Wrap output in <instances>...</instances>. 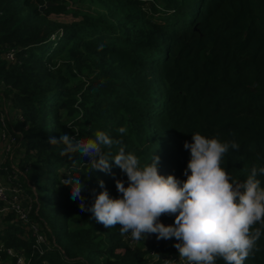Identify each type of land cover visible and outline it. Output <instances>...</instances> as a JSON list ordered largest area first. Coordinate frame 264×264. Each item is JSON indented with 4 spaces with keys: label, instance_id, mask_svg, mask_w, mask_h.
Listing matches in <instances>:
<instances>
[{
    "label": "trees",
    "instance_id": "1",
    "mask_svg": "<svg viewBox=\"0 0 264 264\" xmlns=\"http://www.w3.org/2000/svg\"><path fill=\"white\" fill-rule=\"evenodd\" d=\"M96 1L101 12H74L61 23L51 14L66 12L67 0H0V98L21 116L5 120L21 171L11 183L35 199L30 216L45 226L49 247H34L10 212L0 244L22 250L29 264H141L146 253L71 199L64 178L78 176L87 206L99 180L116 198L115 180L127 177L111 161V173L89 172L86 157L62 155V144L49 143L61 133L104 131L122 141L113 154L123 146L144 164L153 153L161 175L181 180L190 159L183 145L195 132L239 144L222 165L235 179L264 166V0ZM10 49L14 58L6 59ZM258 179L264 187V174ZM174 243L155 249L164 257ZM258 247L244 264H264V235Z\"/></svg>",
    "mask_w": 264,
    "mask_h": 264
},
{
    "label": "clouds",
    "instance_id": "2",
    "mask_svg": "<svg viewBox=\"0 0 264 264\" xmlns=\"http://www.w3.org/2000/svg\"><path fill=\"white\" fill-rule=\"evenodd\" d=\"M117 132L124 135L127 129L121 126ZM191 134V143L185 141L183 145L190 151L183 180L172 174L161 175L159 157L153 153L150 162L144 164L123 146L113 154V146L122 145V141L104 131L83 139L61 133L49 143L62 144L61 154L69 159L77 153L86 157L89 172L111 173L114 163L126 174L127 185L115 180L119 196L111 197L99 180L101 191L94 193L93 202L87 206L78 176L60 182L69 188L71 199L80 201L81 212H90L105 228L119 226L122 236L130 234L135 241H144L151 234L157 240L175 238L173 246L185 264H217L218 260L244 264L260 251L258 241L264 235V187L258 179V174H264V166L253 164L246 179H235L222 165L229 150H239V144L198 132ZM162 215H173L174 223H162Z\"/></svg>",
    "mask_w": 264,
    "mask_h": 264
},
{
    "label": "built area",
    "instance_id": "3",
    "mask_svg": "<svg viewBox=\"0 0 264 264\" xmlns=\"http://www.w3.org/2000/svg\"><path fill=\"white\" fill-rule=\"evenodd\" d=\"M6 59L14 58V49H10L4 55ZM11 111V112H10ZM12 117L20 118V113L11 108V102L0 98V169L5 170L0 173V215L3 217L7 213H12L15 219L24 223L27 230L31 233L34 240V247L42 252V247H49L45 226L39 221L32 220L30 214L35 212L33 204L35 199L26 195L24 189L19 185H12L11 179L18 180L21 174L16 161L13 159V150L15 149L17 138L10 132L6 126V119ZM127 185V179L125 181ZM34 189V188H33ZM119 196V195H118ZM34 201V202H33ZM164 224H173L174 222L160 217ZM123 239L131 247H139L145 251L144 261L141 264H185L179 260L178 251L175 248L173 254L161 257L155 249L163 239L157 240L155 234L149 235L144 241H135L131 239L130 234L123 235ZM54 243V242H53ZM30 259L25 256L22 250L12 247H5L0 244V264H29Z\"/></svg>",
    "mask_w": 264,
    "mask_h": 264
},
{
    "label": "rangeland",
    "instance_id": "4",
    "mask_svg": "<svg viewBox=\"0 0 264 264\" xmlns=\"http://www.w3.org/2000/svg\"><path fill=\"white\" fill-rule=\"evenodd\" d=\"M67 11L60 14H51V18L56 22L68 23L75 20L76 16L74 12H101L102 8L98 5L96 0H67ZM42 7V6H41ZM11 112V111H10ZM41 194L48 196L50 191V186L47 188L42 187L40 189ZM1 223V222H0ZM0 225H4L2 222ZM1 227V226H0Z\"/></svg>",
    "mask_w": 264,
    "mask_h": 264
},
{
    "label": "crops",
    "instance_id": "5",
    "mask_svg": "<svg viewBox=\"0 0 264 264\" xmlns=\"http://www.w3.org/2000/svg\"><path fill=\"white\" fill-rule=\"evenodd\" d=\"M0 222L2 223L3 222V217L0 215ZM0 223V224H1ZM2 227V225H0Z\"/></svg>",
    "mask_w": 264,
    "mask_h": 264
},
{
    "label": "water",
    "instance_id": "6",
    "mask_svg": "<svg viewBox=\"0 0 264 264\" xmlns=\"http://www.w3.org/2000/svg\"><path fill=\"white\" fill-rule=\"evenodd\" d=\"M47 5H48V3L46 4V6H47ZM43 8H44V6L41 7V9H43Z\"/></svg>",
    "mask_w": 264,
    "mask_h": 264
}]
</instances>
